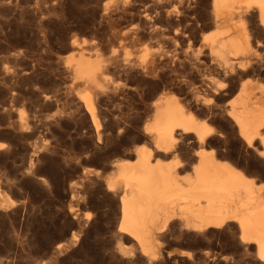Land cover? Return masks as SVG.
Here are the masks:
<instances>
[{
    "label": "rangeland",
    "instance_id": "obj_1",
    "mask_svg": "<svg viewBox=\"0 0 264 264\" xmlns=\"http://www.w3.org/2000/svg\"><path fill=\"white\" fill-rule=\"evenodd\" d=\"M212 21L211 0H0V264H263L234 222L193 231L174 218L143 254L117 231L120 189L105 187L116 161L153 147L143 126L160 93L191 103L202 73L223 80L203 41ZM79 51L107 68L99 141L65 66ZM255 79L264 85V72ZM199 116L216 130L208 148L264 183V157L226 118ZM180 145L158 161L196 149Z\"/></svg>",
    "mask_w": 264,
    "mask_h": 264
},
{
    "label": "bare ground",
    "instance_id": "obj_2",
    "mask_svg": "<svg viewBox=\"0 0 264 264\" xmlns=\"http://www.w3.org/2000/svg\"><path fill=\"white\" fill-rule=\"evenodd\" d=\"M211 10L212 26L218 31L203 41L213 70L223 80L218 83L202 73L200 84L190 89L191 103L170 92L160 93L151 102V120L143 126L153 147L138 145L133 160L116 161V172L105 180V187L120 189L117 231L131 238L143 254L150 252L149 245L174 218L193 231L234 222L239 241L253 244L257 260L264 264V183L208 148L216 130L199 116L226 118L240 142L264 157V85L257 79L246 80L264 72V0H211ZM230 19L236 23L232 25ZM245 19L252 34L245 32ZM204 64L198 59V67ZM65 66L72 76L70 83H81L77 90L73 87V95L99 141L95 97L105 93L106 64L79 51L67 56ZM181 139L192 140L196 149L186 151L184 159L176 156L159 162L157 154L176 152L183 146ZM7 199L4 195L2 201ZM70 238L75 241L77 235L71 232Z\"/></svg>",
    "mask_w": 264,
    "mask_h": 264
}]
</instances>
